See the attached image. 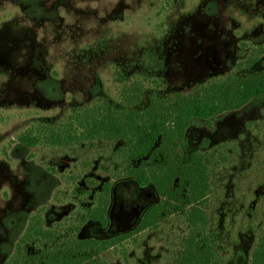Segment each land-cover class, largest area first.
Wrapping results in <instances>:
<instances>
[{"label": "rangeland", "instance_id": "1", "mask_svg": "<svg viewBox=\"0 0 264 264\" xmlns=\"http://www.w3.org/2000/svg\"><path fill=\"white\" fill-rule=\"evenodd\" d=\"M263 49L264 0H0V264L14 255L32 216L59 241L93 240L99 236L86 216L104 186L129 183L126 197L135 192L125 172L139 162L121 158L119 143L27 148L20 134L58 128L102 103L120 107L122 88L137 80L146 106L152 94H187L231 73H260ZM183 153L207 162L208 196L194 205L197 221L176 204L156 227L87 251L88 261L172 264L198 231L213 245V264H251L264 230V97L210 126L193 120ZM148 193L153 205L162 201L148 187L139 205ZM41 246H25L24 264L52 250Z\"/></svg>", "mask_w": 264, "mask_h": 264}, {"label": "trees", "instance_id": "2", "mask_svg": "<svg viewBox=\"0 0 264 264\" xmlns=\"http://www.w3.org/2000/svg\"><path fill=\"white\" fill-rule=\"evenodd\" d=\"M252 63L250 60L247 64ZM120 94V107L102 103L75 113L71 120L58 128L30 129L20 134L17 142L27 148L40 145L69 147L84 141L119 143L121 158L129 164L139 162L138 167L125 172V177L134 179L141 186H151L162 199L144 213L135 231L156 227L164 213L173 212L176 204L189 207L191 218L197 221L199 210L194 205L208 196L209 172L204 155L183 153L191 122L200 120L210 126L214 118L240 110L251 101L264 97V71L244 75L231 73L197 85L187 94L177 93L167 97L152 94L148 96L146 106V90L139 80L122 88ZM178 148L181 149L180 156L175 158L173 154ZM109 200L110 187L106 185L98 203L86 218L105 226ZM194 223L193 228L196 229ZM55 236L43 228L39 214L32 216L17 242L13 257L5 264H24L27 255L24 247L28 244L38 248L43 244L41 247L54 249L49 253L42 252L47 257L43 258V264H99L88 261L86 257L76 259V256L82 255L84 250L85 253L107 250L125 241L129 235L106 241L69 238L66 242L59 241ZM30 257L31 263L41 264L37 262V253ZM214 259L213 245L196 231L184 242L172 264H213ZM251 264H264V230Z\"/></svg>", "mask_w": 264, "mask_h": 264}, {"label": "flooded vegetation", "instance_id": "3", "mask_svg": "<svg viewBox=\"0 0 264 264\" xmlns=\"http://www.w3.org/2000/svg\"><path fill=\"white\" fill-rule=\"evenodd\" d=\"M132 184L135 188V192L128 198L126 197V195L128 194L127 191L128 188H130L131 184L129 183L123 185L118 184L110 189V200L107 209V223L105 226L101 225L97 221L87 219L88 221H90L91 224V225L89 224L90 226L94 225V227L96 228L95 233L96 235L99 236L94 238L93 240L106 241L117 238L122 235L129 234V232L137 228L144 213L150 207L153 206L152 204L153 194L151 193L147 194V203L143 206L139 205V202L142 201L143 192H145L148 189V187L151 186H141L136 181H134ZM119 186L121 187L123 186L122 188L125 189L126 193L124 190L119 189ZM83 222H85V217L83 219ZM75 231L78 232L79 229L75 228ZM83 231L85 234V227ZM79 240L85 241V238L82 237L79 238ZM51 251H54V249H52ZM42 252L43 251L37 253L38 259L47 258L46 256L44 257V254ZM60 252L61 250L58 253L60 254ZM84 253L85 250L83 251V254L80 255L79 257L84 258L85 257ZM9 260L7 262H9Z\"/></svg>", "mask_w": 264, "mask_h": 264}]
</instances>
